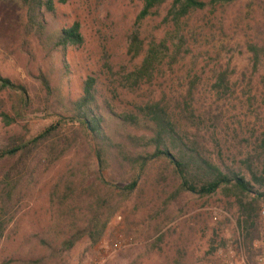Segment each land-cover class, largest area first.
Instances as JSON below:
<instances>
[{"label":"trees","instance_id":"16d2710c","mask_svg":"<svg viewBox=\"0 0 264 264\" xmlns=\"http://www.w3.org/2000/svg\"><path fill=\"white\" fill-rule=\"evenodd\" d=\"M67 1L0 0L19 11L21 32L42 54L46 72L38 79L50 116L60 121L36 138L14 136L0 149V161H14L0 182V244L23 200V188L39 166L49 171L81 148L78 162L59 177L51 192L54 221L41 243L52 255L69 252L84 237L98 244L121 204L154 170L160 184L172 177L179 181L167 205L176 206L185 194L205 198L221 193L234 200L247 262L259 264L262 253L255 244L264 239V133L238 167L219 164L204 135L215 126L213 114L202 111L198 103L201 76L192 77L183 92L163 91L157 99L153 90L158 80L193 53L194 46L206 43L208 33L218 43L213 46V51H220L216 56L227 51L226 16L243 0H142L143 8L127 37V63L116 64L105 46L98 70L71 61V53L83 48L85 39L81 25H69L60 14L58 5ZM244 10L240 31L256 74L264 68V0H248ZM202 14L209 19L206 24L198 21ZM159 19L158 25L151 26ZM234 21L237 34V18ZM209 24L214 28L208 29ZM234 74L230 67L215 71L211 93L217 101L236 93L231 83ZM0 87L18 95L15 115L1 114L3 122L12 126L31 106L28 90L1 72ZM64 127H73L70 136H63ZM212 145L219 147L218 142ZM164 213L156 224L158 243L180 214L169 207Z\"/></svg>","mask_w":264,"mask_h":264},{"label":"rangeland","instance_id":"374dc122","mask_svg":"<svg viewBox=\"0 0 264 264\" xmlns=\"http://www.w3.org/2000/svg\"><path fill=\"white\" fill-rule=\"evenodd\" d=\"M247 1L232 7L226 16L228 36L224 39L230 45L227 51L216 56L220 51H213V46L218 43L208 33L206 43L194 46L193 53L173 71H168L165 79L158 80L153 88L159 99L163 91L183 92L192 77L201 76L198 103L202 111L214 116L215 127L204 132L210 142L209 150L217 163L224 162L234 167H238L239 162L254 150L264 133V68L254 74L251 55L247 53L240 31L244 28L240 17L246 12L244 6ZM142 8V0H68L65 5H58L60 14L66 16L69 25H81L85 39L83 48L71 53V61L98 70L102 65L103 48L108 46L114 55L113 61L118 65L126 64L127 37ZM165 15L166 10L162 17ZM208 17L213 20L212 16ZM235 18L237 34L234 31ZM198 21L206 24L209 19L202 14ZM160 22L161 19L150 24L154 27ZM210 27L214 28L212 24L208 29ZM159 37H163V33ZM231 49L233 51L228 52ZM228 67L235 72L231 83L236 93L227 100L217 101L211 93L215 71ZM0 72L5 78L25 86L31 100L24 117L7 126L1 114L15 115L16 108H19L18 95L0 87V149L14 136L36 138L50 126L59 124L58 118L51 117L47 110L46 93L38 79L42 72H46L42 54L21 32L19 11L1 3ZM72 130L73 127H64L63 136H70ZM216 142L219 143L218 149L212 145ZM81 152V148L73 150L49 171L40 165L33 180L23 188V200L16 207L14 219L0 244V264H100L102 255L108 257L104 264H175L177 261L184 264H226L230 252L236 258L241 254L246 258L234 200L228 201L221 193L205 198L185 194L176 206L167 205L179 181L172 177L160 184L154 170L144 178L135 194L121 204L98 244H91L84 237L69 252L52 255L54 253L41 243L42 236L54 221L51 192L59 177L78 162ZM13 162L0 161V182ZM91 170L96 177V166ZM167 207L170 211L178 210L180 214L164 230L162 241L158 243L156 224L164 218ZM117 217L122 220L117 221ZM124 242L128 244L125 249H115V244ZM214 247L217 249L215 254L212 252ZM255 247L262 253L259 260H264V239Z\"/></svg>","mask_w":264,"mask_h":264},{"label":"built area","instance_id":"2783aa9c","mask_svg":"<svg viewBox=\"0 0 264 264\" xmlns=\"http://www.w3.org/2000/svg\"><path fill=\"white\" fill-rule=\"evenodd\" d=\"M121 220H122L121 217H117V221L120 222ZM261 221L264 225V208L261 211ZM127 245H128L127 242H124V243H120V244H115L114 246H115L116 250L117 249L123 250L127 247ZM229 255H230L229 262H227L226 264H248L246 258L244 256H242V254L237 256V258L233 252H230ZM107 261H108V257L106 255H102L99 259L100 264H104ZM260 262H262V264H263L264 260L261 259Z\"/></svg>","mask_w":264,"mask_h":264}]
</instances>
